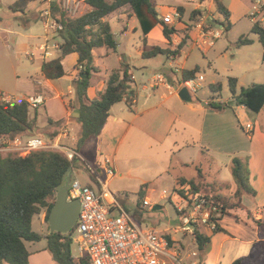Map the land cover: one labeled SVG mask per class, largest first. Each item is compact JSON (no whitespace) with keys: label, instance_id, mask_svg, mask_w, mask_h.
I'll return each instance as SVG.
<instances>
[{"label":"crops","instance_id":"obj_1","mask_svg":"<svg viewBox=\"0 0 264 264\" xmlns=\"http://www.w3.org/2000/svg\"><path fill=\"white\" fill-rule=\"evenodd\" d=\"M160 1L169 4L167 6L156 4V1L152 0L158 18L162 20L165 16L170 15L173 21L168 26L186 33L188 39L178 56L165 58V61L158 59L160 55L151 59L141 57L143 48L140 41L141 33L138 36V43L136 42L135 47H133V53L130 52L127 59L118 54L119 45H117L114 52L105 48L94 51V65L99 72L91 77L88 98L90 100L99 98L106 87L108 75L113 70L118 69L121 64L129 67L133 81L132 89L135 93L130 103L123 100L112 106L101 134L88 140L77 153L79 161L81 160L90 166H96L102 156L105 155L110 158L114 176L107 181L108 201L110 196H113L108 191V186L114 177L134 182L138 187V192H142L143 200L150 201L147 194L155 192L158 181L170 179L173 188L180 187V185H177L178 181L180 179H195L197 169L201 170L205 183L215 184L213 188L215 192L228 195L229 193H226L225 187L222 186L225 184L230 185L229 190L231 192L235 189V185L232 175L227 172V168H230L231 174L232 158L244 156L248 165L249 183L255 191V196H243L242 204L253 218L260 219L264 209V106L259 113H253L244 106L229 103L232 104L231 108L216 111L207 106L208 101L193 103L192 101L181 100L178 97L180 90L176 91V88L181 79L182 71H189L198 65L204 66L205 64L212 70L216 67L217 61L220 62V59H225L227 51L225 39L227 37L223 38L240 24H243L247 35L236 34L238 36H235V41L241 35L252 40V44L241 48L256 51L257 59L254 65H244L238 70V73H234L232 70L220 72L218 68L214 69V72L217 73L218 71L220 75L224 74L227 77L232 76V78H235L238 89L244 88L239 86L240 80L247 79L250 76V85L264 83V78H262L264 75V45L260 44L257 36L250 32L254 23L264 28V20L251 21L249 17L252 6L251 0H217L229 12L231 28L228 32H224L222 26L224 20L216 11V0ZM262 1L264 3V0ZM27 9L28 5L25 10ZM193 12H197V15H192ZM111 16L116 19L121 26L119 31L124 32V34L128 33L129 24H132L136 19L128 5L118 8L105 20L108 21ZM38 19L40 20L39 17ZM27 26L29 25L26 21L25 27ZM131 30L134 32L136 27L131 26ZM7 33L15 37L5 39L4 35ZM216 33L219 34L217 38L214 36ZM250 34L252 36H249ZM55 36L56 34L52 35L44 32L43 42L33 46L25 40L26 38L30 39V36L26 37L19 31L2 29L0 34V56L4 51L13 54L15 60L11 57L9 59L0 58V98L2 95H8L15 103L30 95H42L44 104L37 109V115L40 111L44 112L46 117L45 126H48L47 121L51 119L52 121H64L63 128H66V125L72 124L71 117H74L76 111L70 105L75 102L73 80L78 78L79 69L75 68L78 56L73 53L65 58L63 62L65 75L63 77L56 80L45 79L41 74V65L45 61L56 58L59 55V50L51 49L48 51L49 55L46 56L39 48L45 41H47L48 46L52 43L59 45L60 40ZM146 39L148 45H158L163 48L169 46L171 49L176 48L182 40L180 34H172L170 45H168L169 42L163 36L161 25L154 27L146 35ZM256 44L261 46L259 48L254 47ZM238 50L235 52H238ZM196 51L202 54L201 59L195 53ZM112 57H114V60L110 62L109 60ZM21 58L32 64L35 60H39V66L34 71L32 65L21 67V64L17 61ZM135 58L140 60L137 64V67L141 69L140 77L132 72L136 66L130 61L135 60ZM171 67L177 68V72H171ZM165 68H168L170 73L164 72L163 69ZM33 72L38 74L40 78L32 79ZM155 75H162L167 85L160 84L151 88L149 82ZM144 79L148 82V85H144ZM168 86L172 87L173 91H170L167 88ZM189 94L192 96L191 94L194 93L189 92ZM76 124L79 133L80 127L78 123ZM36 131L33 136H40ZM61 131L53 139L55 143L58 139L67 137L61 135ZM78 133L72 138L74 143L73 147L70 148L72 150L75 149ZM199 154L209 157L210 163L214 161L216 164V174L212 180L210 178L211 174H207L197 167L195 168V176L187 178L181 174L182 169L193 167L192 159L194 155ZM175 159L178 160L175 162ZM170 172L174 174L171 175ZM229 176L232 178V183L228 181ZM90 179V183L95 187L93 178ZM118 202L125 210L129 211L120 201ZM134 207L133 215L134 212H138L139 204H135ZM155 207H157L155 210L160 208L153 206L152 210ZM235 214L239 215L241 219L247 220L245 212L238 211ZM35 218L40 223L41 234L50 233L48 222L45 220V211H41ZM178 220L180 222V218ZM217 223L226 233L213 234L208 226H199V232L210 236V243L202 259L198 256L195 242L192 243L194 251H192L191 256H196L197 259L192 261L191 264H197L200 260L201 264H232L233 261L239 258L249 257L253 244L263 239V236L257 230L245 223H237L233 217L224 216ZM30 244H35L36 247L34 250H29L27 247L29 252L28 264H55L45 250L44 240Z\"/></svg>","mask_w":264,"mask_h":264},{"label":"trees","instance_id":"obj_2","mask_svg":"<svg viewBox=\"0 0 264 264\" xmlns=\"http://www.w3.org/2000/svg\"><path fill=\"white\" fill-rule=\"evenodd\" d=\"M34 0H16L10 9L15 12H24L27 5ZM89 9L77 17L65 14L58 2L52 4V16L59 23L57 37L59 43V55L41 65V74L47 80H56L65 75L63 62L70 54H77L78 59L75 68L79 69L78 78L73 80L75 102L70 105L72 109L79 111L78 117L71 120L78 123L80 129L75 141V152L90 139L98 137L109 116V111L117 103L125 100L132 101L134 90L129 67L125 64L113 70L107 77L106 87L97 100L88 98V89L93 74L98 73L94 65V51L100 48L115 51L118 43L112 33L106 17L118 8L128 5L130 11L138 21L141 33L140 41L143 44L141 57L151 59L162 55L166 58L175 57L188 39L187 34L173 27H169L155 11L152 0H87ZM216 11L223 17L222 26L224 32L231 28L228 10L215 1ZM200 14V13H199ZM192 15H197L193 12ZM157 25L162 26L164 38L169 42L172 34H180L181 42L176 48L169 46L148 45L146 35ZM188 29V28H187ZM188 31V30H187ZM258 38V42L264 45V28L254 23L250 29ZM252 44V40L241 35L234 46L240 48ZM264 59V55H263ZM198 68L182 71L179 82H188L196 78ZM210 91L219 97L221 84H210ZM228 88L232 96L233 105L244 106L253 113H259L264 106V83L252 84L247 88H237L235 78H228ZM207 106L216 111L231 108L232 104L208 102ZM37 110H31L28 104L21 100L15 103L0 102V140L3 138L33 137L37 130ZM49 129L52 134L49 139H54L63 129L64 121H52L48 119ZM60 130V131H59ZM79 158L72 161L59 151H38L26 156L13 153L3 155L0 153V264H28L29 252L25 243L45 241V250L49 253L55 264H89L87 258L74 257L70 250L72 243L71 233H44L38 234L32 230V220L45 211V220L48 221L50 211L55 203L56 192L62 181L63 175L74 170ZM231 175L235 189L228 195L215 192V184L204 182V176L197 169L195 179H180L178 184L181 190L177 191L180 198L192 204L196 198H204L207 203L218 210L219 217L211 221H219L224 216L233 217L237 223H245L257 230L263 236L258 243H254L251 253L247 258H239L232 264H264V209L262 217L255 219L251 213L243 207V196H255V191L249 183V171L247 160L243 162L238 157L231 160ZM142 194L141 191L138 192ZM245 212L247 220L236 215V212ZM136 212H134V215ZM226 233L218 223L212 230L213 234ZM198 256L207 251L210 236L202 234L194 228L192 232ZM201 264V260L197 263Z\"/></svg>","mask_w":264,"mask_h":264},{"label":"built area","instance_id":"obj_3","mask_svg":"<svg viewBox=\"0 0 264 264\" xmlns=\"http://www.w3.org/2000/svg\"><path fill=\"white\" fill-rule=\"evenodd\" d=\"M43 7L38 13V17L43 24L46 34H57L60 26L52 16V4L58 2L61 10L68 16L74 18L89 9L87 0H42ZM105 2L114 0H104ZM125 1V0H123ZM250 19L253 22L264 20V3L262 0H251ZM162 21L169 25L173 18L165 16ZM214 36L217 38L219 34ZM43 43L40 50L44 55H49V50L59 48L57 43L50 46ZM171 72H177V68H170ZM160 84L167 85L162 75H155L149 82L151 88ZM185 87L188 92L195 93L198 84L193 85V80L188 82H178L176 91ZM170 91L173 88L167 87ZM1 102L13 103L8 95H2ZM31 110H37L44 104L42 95H30L24 99ZM61 135L67 136L66 128H63ZM40 150H56L61 152L68 161L78 157L77 153L65 148L53 141L40 136L28 138H3L0 140V153H15L20 156L29 155ZM90 176L93 178L98 190H94L88 185H81L74 170H70L74 180L70 183L67 200H78L79 212L76 222L71 229L75 233L74 241L77 244L78 258H87L89 264H182L180 262V248L172 233L193 232L191 223L206 225L211 230L217 222L211 221L218 218L216 207L207 203L204 198H196L188 211V216L180 218L177 228L159 232L153 228L140 227L135 219L125 210L120 203L110 196L107 200V181L114 176L111 167V160L108 156H102L96 166L87 165ZM104 175V176H103ZM164 198V193L161 196ZM178 206V211L182 212L188 202ZM142 207L151 208L150 201L144 199ZM194 255V254H192Z\"/></svg>","mask_w":264,"mask_h":264},{"label":"rangeland","instance_id":"obj_4","mask_svg":"<svg viewBox=\"0 0 264 264\" xmlns=\"http://www.w3.org/2000/svg\"><path fill=\"white\" fill-rule=\"evenodd\" d=\"M15 0H0V34L2 32V29H9L14 31H19L21 34L27 36H30V39H25L26 42H30L33 46H37L40 42H43L44 32H43V25L41 24V21L38 19V13L43 7V1L42 0H34L28 4V9L25 10V12H15L10 9V4ZM156 4H161L167 6V2H161L160 0H155ZM171 4V3H170ZM128 11V10H127ZM26 21L29 26H26ZM109 24L112 29L113 34L115 35V40L118 43L119 47L117 49L118 54L122 55L123 58L127 59V55L133 53V47H135V43H138V36L140 35V31L138 28V23L136 19H134V22L132 24H129L128 27V33L124 34V32H120L121 26L117 23L116 19L111 16L109 18ZM135 26L136 30L133 32L131 30V26ZM25 27V28H24ZM241 32V33H240ZM246 29L243 27V24H240L237 26L232 32L227 33L226 36H224L223 39L226 41V58L220 59V62H216V67H214L212 70L210 67H207L205 64L204 66L198 65V72L196 74V78L193 80V85L199 84V86L196 88V91L194 94H191L190 96L193 103L196 102H215V103H225L227 104L229 100H232V96L230 94L229 88H228V78L224 74H219L214 72V69L218 68L220 72H225L228 70H232L234 73H238V70L244 66V65H251L253 66L256 59L257 54L255 50H247V48L241 49L236 48L233 44L235 41V36H238L236 34H245ZM249 36H252L250 34ZM6 38H11L15 36H11L10 34L4 35ZM57 37V34L55 36ZM12 44V41H11ZM261 45L256 44L254 47H260ZM239 49V50H238ZM238 50V52H235ZM198 57L201 59L202 54L198 51L195 52ZM115 55V54H114ZM235 55V56H234ZM11 57V59L15 60L14 55L11 53H5L2 52L0 58H8ZM165 56L160 55L158 59H163L165 61ZM114 60V57H112L110 62ZM19 61V64H21V67H28L32 65V70L39 66V60H35V62L32 64L28 62V60L21 58ZM140 60H131L132 64L136 66L135 69L132 70V72L137 76H141V69L137 67V64ZM109 62V63H110ZM199 62V61H198ZM231 63V65H229ZM23 64V65H22ZM211 66V65H210ZM164 72H169L168 68L163 69ZM32 79L40 78V76L33 72ZM147 76V74H145ZM251 77V76H250ZM249 77V78H250ZM241 79L240 80V87L247 88L251 83H249L250 79ZM264 78V75L262 76ZM219 82L221 84V92L219 94V97L217 95H214L210 89L209 85ZM144 85H148V82L144 79ZM45 114L43 111H40L37 117V126L38 130L36 131L37 134L40 135V137H43L45 139H49L52 134V130L49 129L45 122ZM71 125H66V131H67V137L66 138H60L57 140V144L65 147V148H71L73 147L72 138L76 136L78 133V126L75 122H71ZM40 151H49V150H40ZM38 152V151H36ZM3 155L8 154L3 152ZM14 154V153H13ZM18 155V154H17ZM100 156V155H99ZM240 159L244 162L245 157L241 156ZM178 159H175V162ZM193 167L192 168H185L181 170V174L184 177H192L196 175L195 168H201L205 173L211 174L210 178L213 179L214 175L216 174V164L214 161L210 163V158L205 157L202 155H194L192 159ZM74 171L76 173L77 179L80 182L81 185H90L91 177L90 173L87 167V164H85L83 161H79L75 167ZM227 172L230 174V168H227ZM178 172L176 171V174ZM170 174H174L173 172H170ZM217 176V175H216ZM215 176V177H216ZM228 181L232 183V178L229 176ZM157 182V181H156ZM179 185V184H177ZM222 187H225V192H230L229 188L230 185H223ZM94 190H98L97 186L94 185L91 187ZM155 192L151 194H147L150 198V204L152 205L151 208H142V200H143V194H138V187L136 184L132 181H129L127 179L120 180L117 177H114L110 185L108 186V191L114 196V198L117 201H120L126 208H128L129 214L135 219L137 224L142 227H148L153 228L159 232L166 231L169 229L177 228L181 223L179 222V218H181L183 215L188 216V211L191 208V205L188 204L185 209L182 210V212L178 211V206H182L184 203L182 202L183 198H180L177 194L178 190H181V187L176 186L173 188L172 181L163 179L161 181H158L155 186ZM164 193V198H162V194ZM176 202V204H175ZM139 204L138 212H136V216L133 215L132 211L135 209L134 205ZM153 206L160 207L157 210H152ZM182 225V224H181ZM199 226H205L200 223H191L192 230L194 228L199 229ZM32 229L34 232L41 234V226L37 218H33L32 220ZM72 243L70 245L71 253L74 257L78 255L77 251V244L74 241L75 239V233L74 231H70ZM173 238H175L177 244L180 248V262L182 264H191L192 261L197 259L195 256H191L192 251H194V247L192 243H194V238L192 236V232H175L172 233ZM42 242V241H41ZM35 244L25 243L26 249L28 247L29 250H34L36 246ZM30 246V247H29ZM27 249V250H28Z\"/></svg>","mask_w":264,"mask_h":264},{"label":"water","instance_id":"obj_5","mask_svg":"<svg viewBox=\"0 0 264 264\" xmlns=\"http://www.w3.org/2000/svg\"><path fill=\"white\" fill-rule=\"evenodd\" d=\"M178 97L183 100L189 102L191 100L190 94L188 90L183 87L178 92ZM228 103H232L229 101ZM79 116V111L76 110L74 117ZM74 180V177L71 175L70 171H67L63 177L62 181L59 184L56 192L55 203L50 211V215L48 217V225L50 233L56 232L61 234H67L73 228L78 212H79V202L78 200L68 201V189L70 183ZM155 207L153 210H155Z\"/></svg>","mask_w":264,"mask_h":264}]
</instances>
